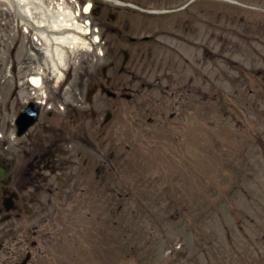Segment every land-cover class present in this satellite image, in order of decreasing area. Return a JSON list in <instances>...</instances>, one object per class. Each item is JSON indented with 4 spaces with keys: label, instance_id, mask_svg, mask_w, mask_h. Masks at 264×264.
<instances>
[{
    "label": "rangeland",
    "instance_id": "rangeland-1",
    "mask_svg": "<svg viewBox=\"0 0 264 264\" xmlns=\"http://www.w3.org/2000/svg\"><path fill=\"white\" fill-rule=\"evenodd\" d=\"M262 39L264 45V32ZM263 45L261 57L250 53L245 70L198 62L189 81L195 70L179 62L162 66L168 73L174 68L165 76L171 79L141 81L156 85L123 101L132 116L115 124L116 173L108 169L99 186L93 171L79 177L49 210V264H264ZM78 54L80 68L104 63L89 50L72 55ZM162 112L168 123L146 122ZM114 142L108 139L106 152ZM88 211L93 234L83 232Z\"/></svg>",
    "mask_w": 264,
    "mask_h": 264
},
{
    "label": "flooded vegetation",
    "instance_id": "flooded-vegetation-1",
    "mask_svg": "<svg viewBox=\"0 0 264 264\" xmlns=\"http://www.w3.org/2000/svg\"><path fill=\"white\" fill-rule=\"evenodd\" d=\"M94 7L95 22L106 35L117 36L116 41L121 44L118 53L128 52L125 72L120 73H129L133 79L148 77L143 60L155 45L200 47L205 55L212 56L209 44L216 25L214 0H94ZM223 13L229 14L220 11L218 17ZM231 16L245 19L242 14ZM199 31H206L207 37L201 36L200 43ZM88 77L91 83H99L94 74L81 73V81L71 88L81 107H75L74 113L58 124L61 132L70 134L69 139H79L81 134L89 139V130L101 125L94 108L99 102L96 93L91 109L85 106ZM45 114L41 121L44 135L32 128L21 138L0 139V264H37L39 255L45 254L49 193L55 187L53 171L66 165L60 159L62 148L54 140L58 138L49 135L54 113Z\"/></svg>",
    "mask_w": 264,
    "mask_h": 264
},
{
    "label": "bare ground",
    "instance_id": "bare-ground-1",
    "mask_svg": "<svg viewBox=\"0 0 264 264\" xmlns=\"http://www.w3.org/2000/svg\"><path fill=\"white\" fill-rule=\"evenodd\" d=\"M19 3H18V5L20 6V8L24 7V5H20ZM69 14H70V12H67V13L64 12L61 14L62 17L54 18V24H52L53 22L50 21V23H51L50 26L55 27V28H66V29L74 27L76 29H79L80 31L85 32V34H82V33L77 34V32H76V34H74V32H68L64 35L49 37V42L56 41L54 43H57L56 45H60V46H62L61 44L68 45V46H70V50L76 46H87V41L84 37H82V35L87 37L88 30H86V29L84 30L80 25H77V23H75L74 21H72V20L70 21V17L72 18V16H70ZM41 34H43V36L45 37L44 33L41 32ZM49 55L52 57L57 55L59 57V59L62 60L63 51H62V49L61 50L58 49V51L56 53L53 49V44L49 43ZM33 81L35 83L39 84L40 78H33Z\"/></svg>",
    "mask_w": 264,
    "mask_h": 264
}]
</instances>
